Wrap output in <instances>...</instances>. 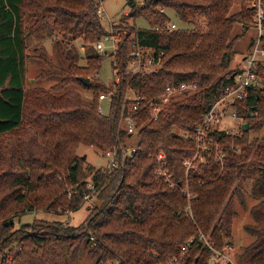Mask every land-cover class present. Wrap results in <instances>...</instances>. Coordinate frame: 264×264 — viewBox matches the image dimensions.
<instances>
[{"label":"trees","instance_id":"obj_1","mask_svg":"<svg viewBox=\"0 0 264 264\" xmlns=\"http://www.w3.org/2000/svg\"><path fill=\"white\" fill-rule=\"evenodd\" d=\"M234 1L127 0V19L141 18L148 28L127 26L128 36L114 53L87 54L84 66H78L77 54L65 52L60 42L55 45L58 64L38 49L37 59L45 66L39 81H55L51 91H45L25 89L28 56L23 24L33 21L31 31L48 27L51 20L49 27L56 36L94 47L105 35L97 16L100 2L0 0V138L13 142L0 154V241L11 253L9 264H79L82 255L91 264H163L173 256H178L175 264H210L212 250L201 236L219 252L228 246L236 216L231 199L248 163L261 169L252 187L259 202L250 208V221L243 225L253 241L244 248L240 264H264V138L249 139V133L264 129V88L250 87L245 99L234 102L247 130L243 127L236 136L213 132L223 147V166L211 157L188 172L187 184L183 168L194 153V144L183 134L200 124L236 73L227 70L234 55L231 33L237 23L247 31L253 13L244 5L247 0H240V10L230 14ZM165 10L185 24L203 19L206 29L197 25L168 31ZM155 27L159 30L154 31ZM136 46L152 50L159 61L152 73L125 75ZM107 57L116 64L120 82L104 102L105 114H100L99 96L111 88L94 77ZM255 72L264 82L263 63ZM80 77L89 78L90 83L85 86ZM181 82L202 89L171 104L156 121H150L142 107L133 115L137 132L132 138L138 142L133 159L102 171L76 155L79 146L101 153L127 147L125 141L131 137L119 125L123 107H131L125 100L127 88L141 95L144 106L167 86ZM78 88L91 99L84 100ZM160 152L166 155L174 188L155 175V157ZM89 174L97 203L84 223L71 227L57 222L9 234L2 221L11 214L21 215L33 207L79 210L84 195L91 191L86 182ZM186 188L193 197L190 201L182 193ZM184 246L187 250L180 256Z\"/></svg>","mask_w":264,"mask_h":264},{"label":"rangeland","instance_id":"obj_2","mask_svg":"<svg viewBox=\"0 0 264 264\" xmlns=\"http://www.w3.org/2000/svg\"><path fill=\"white\" fill-rule=\"evenodd\" d=\"M100 2V9L104 11L103 16L100 17L101 25L104 29L105 34H113L116 35L122 40L124 36H128V28L127 26L135 27L138 29H147V23L141 18H133L127 19V14L129 13V7L126 5L127 0H96ZM139 2L142 0H138ZM250 0L244 2L245 6L249 5ZM241 1L235 0L234 4L230 10V14L236 13L240 10ZM170 23L176 25V28L182 30H191L197 27V25L205 31V21L200 18H194L192 23H182L177 19L175 14L172 11L165 10ZM51 24V20H49ZM49 24V26H50ZM24 29L26 31V75H25V89L33 90V89H42L45 91H51V87L55 84V81H39L38 75L39 72L45 68L41 61L37 59L39 49H44L45 54L51 59L54 64H58L57 53L55 45L57 42L62 44V49L67 52L70 51L72 53L77 54L78 66L85 65V56L87 54H101L98 53L96 47H85L82 45L81 40L74 41L68 37L56 36L52 31L51 27H42V28H34L31 31L29 30L33 26L32 22H25ZM119 28V29H118ZM232 38L234 41V55L231 58L230 64L228 66V71L237 70V68L242 67V59L247 54L249 50V44L251 40L254 39L255 33L248 29L247 31H243L240 23L234 25L232 33ZM132 38V37H131ZM264 64V63H263ZM111 59L109 57L105 58L102 67L97 76H95V81L107 86L109 88L112 87V66ZM258 87L263 89L264 82L259 78ZM75 89V88H73ZM202 88L199 87V91ZM84 100H90L91 95L86 91H82L79 88L76 90ZM198 91V92H199ZM196 94V93H195ZM130 95V94H129ZM194 94H188L185 97H181L180 100L186 99ZM131 96L132 93H131ZM231 110L228 111L227 115ZM239 123L230 120L229 118L224 119L220 124H216L214 129L216 132H224L229 136L241 135L244 127V122L239 118ZM177 132V131H176ZM192 131L184 133L186 136L191 135ZM179 134V132H178ZM183 134V138H184ZM15 138V136H14ZM264 138V129L259 132H251L249 133V139H257L261 140ZM185 139H188L187 137ZM193 144L194 142L191 141ZM13 144L6 137L0 138V154H4L9 150V147ZM127 148L137 146L138 142L135 139H130L125 141ZM215 145L219 147L220 151H216ZM213 148L208 152H202L200 149H197V145L194 144V153L191 157L186 159L183 162V168L186 178L187 184V174L190 170H197L199 166H203L207 163L209 158H213L216 163L220 166H223L224 162V152L223 147L220 143L215 144ZM239 152V150H237ZM106 153V152H105ZM105 153H101L94 148L79 146L76 150V155L78 157H82L87 166H91L94 169H104L106 166V158H104ZM159 154V153H158ZM221 161L217 160L218 157H221ZM189 161V165H185L184 163ZM158 168V166H157ZM260 166L258 164L252 166L250 163L244 168L242 174L240 175L236 186L238 192L232 195L231 205L232 209L236 212V216L232 220L231 224V233L232 238L228 243V246L224 249L223 254L231 260L232 263L229 264H240V256L243 253L244 248L253 241V238L248 235L243 230V225L250 221L249 210L252 206L256 205L259 200L252 195V187L260 175ZM89 171H86V174ZM1 173V171H0ZM171 174V173H170ZM91 174L87 176L86 182L87 187L91 186ZM164 182V181H163ZM185 191V196L190 201L193 197L189 194L188 189H184L182 193ZM87 195L90 197L88 200L84 199V203L80 206L77 211L65 210V208H57L56 210H49L48 208H35L31 211H25L21 215L11 214L8 218L4 219L2 222L4 224H8L7 228L9 229V234L26 230L28 232L36 229L39 226L45 224H53V223H62L64 226L76 227L80 224L84 223L92 209L96 207V191L94 188L91 189ZM70 197V196H69ZM264 200V198H263ZM12 220V223L9 222ZM1 221V220H0ZM0 241V264H9L11 262V253L8 247H5L1 244ZM79 264H91L87 260V258L82 255L79 260ZM222 264V263H220ZM242 264V263H241ZM245 264V262H244Z\"/></svg>","mask_w":264,"mask_h":264},{"label":"built area","instance_id":"obj_3","mask_svg":"<svg viewBox=\"0 0 264 264\" xmlns=\"http://www.w3.org/2000/svg\"><path fill=\"white\" fill-rule=\"evenodd\" d=\"M249 8L252 11V19L249 24V29L255 33V37L252 40V45L249 47L247 54L242 59V67L237 68L236 73L232 75V84L224 87L218 99L213 103L211 108L203 115L200 124L192 130L191 135L184 138L193 141L197 145V149L202 152L208 153L215 144H218L213 132H216L214 126L220 124L224 119L229 118L237 123H239V117L235 111L234 102L245 99L249 94V88L258 86L257 74L255 72L256 66L258 64L264 63V0H251L249 2ZM163 12V9L159 10ZM104 11L100 9L97 10V16L100 18L103 16ZM168 31L176 30V25L173 23H167L165 25ZM154 31H158L159 28H153ZM120 42V38L113 34H105L100 37L95 44L98 53L110 52L114 53ZM132 60L127 65L125 75L128 76H145L152 73L157 64L158 60L155 61L153 56V51L148 49H143L138 46L131 53ZM112 65V87L108 94H101L99 96L98 113L105 114L104 102L111 99L115 93L116 87L119 85L120 79L117 75L116 64ZM199 91V86L195 83L181 82L175 85H169L165 88L163 94L152 100L147 105H142L144 103L143 98L140 94L131 88H127L126 101L131 103L129 109H122L120 115V127L124 132L128 134L129 137L135 136L136 120L133 115L137 114L142 107L147 110V114L150 121H156L159 114L168 108L174 102L180 100L181 97H185L188 94H195ZM131 93L133 96H131ZM130 94V95H129ZM230 113L227 115L228 111ZM220 132V131H218ZM130 140V139H128ZM138 147L133 146L130 148H121L120 151H109L106 152L104 158H106V166L102 171H111L117 168L119 165L127 160L134 158ZM216 151H220L219 147L215 145ZM222 156L218 157L217 160L221 161ZM156 165L158 168L155 171L157 178L162 179L164 183L169 188H174L176 185L172 182V176L166 167V155L160 152L155 157ZM189 165V161L184 163ZM190 166V165H189ZM89 190L93 189V186L87 187ZM185 193V191L183 192ZM90 197L85 194L84 199L88 200ZM201 239L205 244L212 250L209 263L210 264H220V263H232L228 257H226L223 252L212 249V247L207 243V241L201 236ZM189 244V243H188ZM187 244V245H188ZM187 250V246L181 248L180 256ZM178 260V256H173L163 264H175Z\"/></svg>","mask_w":264,"mask_h":264},{"label":"water","instance_id":"obj_4","mask_svg":"<svg viewBox=\"0 0 264 264\" xmlns=\"http://www.w3.org/2000/svg\"><path fill=\"white\" fill-rule=\"evenodd\" d=\"M78 80L83 83L85 86H87L90 83V79L89 78H78ZM244 130H247V124H244ZM12 223V220L9 222V224ZM8 224H5V226H7Z\"/></svg>","mask_w":264,"mask_h":264}]
</instances>
